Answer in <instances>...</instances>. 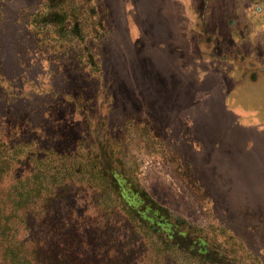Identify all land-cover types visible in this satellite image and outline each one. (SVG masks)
<instances>
[{
	"label": "rangeland",
	"instance_id": "obj_1",
	"mask_svg": "<svg viewBox=\"0 0 264 264\" xmlns=\"http://www.w3.org/2000/svg\"><path fill=\"white\" fill-rule=\"evenodd\" d=\"M45 2L54 3L0 0L3 69L21 104L40 106L31 114L44 115L38 130H81L82 118L59 92L95 95L142 185L195 224L232 220L264 264L263 226H247L264 212V0H72L83 34L96 33L94 7L104 18L101 45L91 44L99 74L84 57L37 44L24 15ZM260 68L252 80L250 70ZM179 152L217 198L213 210L184 177Z\"/></svg>",
	"mask_w": 264,
	"mask_h": 264
},
{
	"label": "trees",
	"instance_id": "obj_2",
	"mask_svg": "<svg viewBox=\"0 0 264 264\" xmlns=\"http://www.w3.org/2000/svg\"><path fill=\"white\" fill-rule=\"evenodd\" d=\"M52 1L24 15L37 44L58 54L71 51L84 57L81 63L91 72H102L91 47L101 45L106 26L97 8L89 15L96 33L83 34L79 18L72 16L77 12L72 0ZM88 20L82 17V24ZM73 44L86 51L75 52ZM2 60L0 53V264L260 263L232 220L221 216L214 217L215 225L195 224L142 185L122 142L107 128L108 109L102 110L95 95L59 92L69 97L71 115L82 118L81 130H38L45 127L44 115L34 120L31 114L40 106L32 110L30 102L21 104ZM261 71L250 70L251 79ZM56 103L55 108L62 106ZM177 156L184 177L213 210L217 198L198 170L180 152ZM254 217L248 228L264 229V212Z\"/></svg>",
	"mask_w": 264,
	"mask_h": 264
}]
</instances>
